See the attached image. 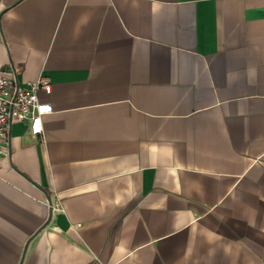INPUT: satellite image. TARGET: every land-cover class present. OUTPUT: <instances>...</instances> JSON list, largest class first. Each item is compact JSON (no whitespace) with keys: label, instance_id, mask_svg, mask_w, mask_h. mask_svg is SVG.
<instances>
[{"label":"crops","instance_id":"1","mask_svg":"<svg viewBox=\"0 0 264 264\" xmlns=\"http://www.w3.org/2000/svg\"><path fill=\"white\" fill-rule=\"evenodd\" d=\"M0 264H264V0H0ZM59 208V209H58Z\"/></svg>","mask_w":264,"mask_h":264},{"label":"built area","instance_id":"2","mask_svg":"<svg viewBox=\"0 0 264 264\" xmlns=\"http://www.w3.org/2000/svg\"><path fill=\"white\" fill-rule=\"evenodd\" d=\"M40 90L51 91L46 77L39 76L31 82L19 84L13 69L0 67V158L6 154L13 122L27 121L29 132L34 136L44 130L42 117L52 108L50 102L39 96Z\"/></svg>","mask_w":264,"mask_h":264}]
</instances>
